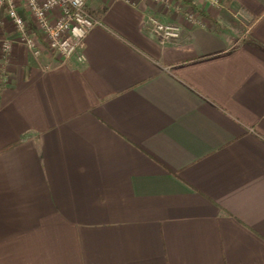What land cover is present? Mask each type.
Segmentation results:
<instances>
[{"label":"crops","instance_id":"1","mask_svg":"<svg viewBox=\"0 0 264 264\" xmlns=\"http://www.w3.org/2000/svg\"><path fill=\"white\" fill-rule=\"evenodd\" d=\"M84 1L83 61L0 59V264H264V0Z\"/></svg>","mask_w":264,"mask_h":264},{"label":"built area","instance_id":"2","mask_svg":"<svg viewBox=\"0 0 264 264\" xmlns=\"http://www.w3.org/2000/svg\"><path fill=\"white\" fill-rule=\"evenodd\" d=\"M23 2L29 15L45 34L50 49L64 60L72 56L79 61L84 60L82 53L84 38L98 22L86 11L84 0H23ZM53 10L57 16L51 19ZM7 15L17 27L18 43L37 55L34 34L26 27L23 17L12 5H9ZM147 25L149 32L162 44L176 43L181 39L183 29L177 23L151 16L147 20ZM2 50L5 54L10 52L11 43L8 40L2 41Z\"/></svg>","mask_w":264,"mask_h":264},{"label":"rangeland","instance_id":"3","mask_svg":"<svg viewBox=\"0 0 264 264\" xmlns=\"http://www.w3.org/2000/svg\"><path fill=\"white\" fill-rule=\"evenodd\" d=\"M17 0H0V6L3 10V24H1L0 21V59L3 60L4 56H7L2 50V41L8 40L11 43V49L20 43H18V30L17 27L14 25V22L8 17L7 15V9L9 5H12L18 12V6L16 3ZM23 1V0H22ZM192 2V6L195 9H191V12L195 13L197 10H199L198 5L200 7L206 6V4H209L215 9V14L218 18L219 24L225 28V30H229L230 32H238L241 28L238 22H236L234 15L229 13L225 7H222L220 4V0H190ZM24 3V2H23ZM25 5V4H24ZM207 7H209L207 5ZM210 8V7H209ZM18 14L21 16V14L18 12ZM27 16L23 17L25 20L26 27L29 28V30L34 34V42L35 46L38 49V54L33 56H39L42 54V52H49L51 58L56 60H64L60 56L54 52V50L50 49L47 45V38L45 34L42 32V30L36 25L35 21L32 19V17L29 15V13H26ZM57 16V13L55 10L51 13V19H54ZM7 19V20H6ZM11 54V53H10ZM9 54V55H10ZM5 59V58H4ZM7 59V58H6ZM1 73V71H0Z\"/></svg>","mask_w":264,"mask_h":264},{"label":"trees","instance_id":"4","mask_svg":"<svg viewBox=\"0 0 264 264\" xmlns=\"http://www.w3.org/2000/svg\"><path fill=\"white\" fill-rule=\"evenodd\" d=\"M182 1L192 4V2L190 0H182Z\"/></svg>","mask_w":264,"mask_h":264}]
</instances>
